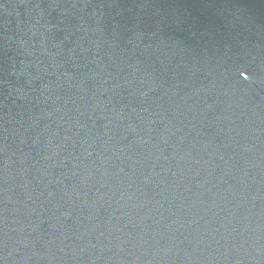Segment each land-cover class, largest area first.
I'll use <instances>...</instances> for the list:
<instances>
[{
	"label": "water",
	"instance_id": "obj_1",
	"mask_svg": "<svg viewBox=\"0 0 264 264\" xmlns=\"http://www.w3.org/2000/svg\"><path fill=\"white\" fill-rule=\"evenodd\" d=\"M0 264H264V0H0Z\"/></svg>",
	"mask_w": 264,
	"mask_h": 264
}]
</instances>
